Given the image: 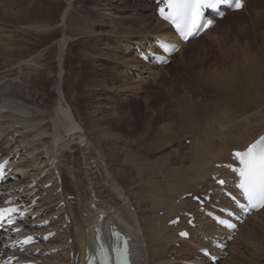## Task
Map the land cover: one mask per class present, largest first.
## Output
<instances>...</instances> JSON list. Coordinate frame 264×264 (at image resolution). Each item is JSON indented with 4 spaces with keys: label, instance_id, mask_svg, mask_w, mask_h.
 <instances>
[{
    "label": "bare ground",
    "instance_id": "1",
    "mask_svg": "<svg viewBox=\"0 0 264 264\" xmlns=\"http://www.w3.org/2000/svg\"><path fill=\"white\" fill-rule=\"evenodd\" d=\"M74 1L75 0H71L70 8L72 7L71 4H73ZM249 1H251V0H249ZM91 2L94 4L93 10L95 12V13H93L94 16L92 15L93 16V19H92L93 23L89 24L88 26L80 24V23H79L80 25H78L77 27L71 26V28L68 30L69 35L71 37L73 36V39H74V37H78V36L84 37L87 34H90L91 36L92 35L93 36L99 35V37H100V35H102L104 37H107L108 40H106L105 38L104 39L108 42V44H110V45H108V47L106 46L108 48V53H110V55L107 54L105 46L103 47L99 43H97L95 53H89V54L83 53V55H85V59H86L85 64L86 65L88 64L89 65L88 69H90V70H84L83 71L84 72L83 75H85L83 79L84 80L86 79L85 82L89 81V85H90L89 88H87V91L85 94L86 95L97 94V95L101 96V100H99V101L96 100V102H94L91 99L89 101V99H88L89 102L87 104H84V107L85 108H89L90 106L95 107L96 104H99L100 105L99 109H101L100 107L102 105L112 106V104H114V102H115V105H116L115 107L118 110V113L113 114V115L111 114L109 116V118L112 120H118L119 119V123L121 124L120 128H125V125H128V126L130 125L132 127L134 126V128H136V130H137V127H138L137 124L134 122H131L130 120L133 121L134 119H137V120L140 119L139 116H138L139 118H137V115L139 112H141V110L136 111V108L135 109L132 108V109H130V111L125 112L123 109H128L132 102L129 101V99L127 101H125L126 99L123 100L122 98H120L117 95L113 96V93H111V92H110V95L108 96L106 94V92H108V90H111L112 92H114V90L119 89V90H122L123 92L126 91V93L129 92L130 95H134V94H138V95L141 94L142 95L143 92L146 91L148 84H149V82H151V80L156 82L155 87H154V89L156 90V85H158L157 84L158 81H162V77H159L158 79H153V77H154V75L159 76L160 70L156 69V67H149V66L143 64L140 60H138L136 55L133 53V50L130 54L127 53V51L132 49V46L134 43H137L140 46L144 45L149 40H151V38L154 36L160 37L164 40H166L167 37H173V36L171 35V31H170V28L168 27V25L160 22L157 19L156 15L153 13V7L150 4L133 3L130 1L131 5L130 4L128 6L125 5L127 7V9L125 10L124 14L122 13L123 16L121 17V14L120 15L114 14L115 16H113V13L111 12V11H113L112 8L108 7L107 4H104L103 0H91ZM98 3H100L99 6H97ZM11 4L12 5H9V6L6 5V7H4V6L0 7V91H2V92H0V143L5 145V148H1V152H3L4 155L7 157L13 156L12 155L13 149H15V150L20 149L21 156H23V157L27 156L25 158L26 159L25 162H27L26 164H25V162L22 161V158L19 160V162L22 164V166L20 167V170H23V176L22 177L25 178V179H22V178L20 179V185L30 183V182L32 183L34 180L41 178L43 174L51 172L52 169L60 171L61 175H59V177L61 179H63V183H62L63 185L65 183L64 180H66L69 175L71 177H73V179H75L76 182L79 181L78 180L79 176L74 174V171H73L74 167H73V169H71L70 168L71 166L69 164L65 163V161L70 160L72 157L69 155V153L67 151L72 149V148L79 150L78 152H80V154L82 151L83 153L81 155H82L83 161H89L90 159L95 158L94 154L92 155V153H93L92 151L86 152L87 150H89V149H87L88 142L91 143L92 145H94V143L91 142V139L89 137L90 134H93L94 137H92V140L96 141V143H97L96 148H97L98 154L99 155L102 154L101 156H103L104 158L105 157L107 158V160H106V169L107 170L106 171H108L109 176H106L107 177L106 179L110 180V188L115 193H117V196L120 200H122L123 202H126L128 200L126 194H128V193H125V191L122 189V185H121L122 182L120 184L115 179V175L118 178L120 177L121 180L128 179L129 177H131L130 172L132 171L131 170L132 166H129V165L123 166L122 165L119 168L115 167L112 169V167H111V165H109V163H112V161H116V160L120 159L123 155L127 158H130L131 156H133L132 152L129 153L128 151H125V152L120 153L118 151L117 140L121 139L122 136H119L118 134L112 133V131L108 130V128H105V127L100 128V129H95L96 127L95 126H94L95 128L92 127L93 125L91 126L92 127L91 133H89V130H90L89 124L82 125L80 118L75 116V114L73 113V109H72L73 100H69L67 95H65L63 93V88H62L63 83L65 81L64 80V76H65L64 68H65L66 59L64 57V54L61 55V57L63 58L62 69L58 73L59 75L56 77V79L54 78V80L51 79L52 75L50 76L48 73L43 74L42 72H38L37 66H39L40 63L38 62L37 58H35V59L33 58L34 60L30 59L29 61H24V60H22L23 58H20L21 56H23L22 50L20 48L21 47L20 44L19 43L17 44V42H16L17 39L15 40V37H18L16 35L17 34L19 35L20 28H21L20 26L23 24L22 23L20 25V23L23 20L22 13L24 12V9H23L24 6L18 5L19 4L18 0H11ZM111 5H113V4H111ZM126 7H124V8H126ZM124 8H122L121 11H123ZM113 12H115V11H113ZM65 13H66V17H65L64 21L68 22L67 17H69L68 15L70 13V10H66ZM239 13L241 14V12H235V13H232V15H237ZM146 14H148V15H146ZM100 16H102V17H100ZM86 17H91V15L89 16L87 13ZM103 17H109V21L108 20L105 21V19L103 20ZM79 20L81 21V19H79ZM79 20H76V21H79ZM119 20H121V22H118ZM225 20H226V18L224 20L220 21V23H223ZM71 21H73V20H71ZM85 22H87V20ZM72 24H73V22H72ZM26 28L29 30L44 31L46 26L35 24V25H29ZM67 28H69V27H67ZM99 28H101V29L99 30ZM98 38L96 37L95 39H98ZM6 41H8V42H6ZM191 42L183 45V47L184 46L189 47ZM84 43H86V42H84ZM92 43H91V45H92ZM213 43H215V42H213ZM62 45L65 46V41ZM71 45H73V42H71V40H70L67 43L66 51L68 49V51H70V53H72V55L73 54L75 55V53H76V54L81 56L83 51L81 52L80 49H76V48L73 49V47ZM213 45L214 44H212L211 46H213ZM90 48H95V47H90ZM63 49H64V47H63ZM199 54H200V52H199ZM103 56H106V57H103ZM259 57L260 58L257 60L252 59V60H247V62H244V61H238L237 63L234 62V64L236 63L235 67L237 65H241L244 67L246 72L254 75V79L249 84H245L243 86H238V87L235 86V84L233 82L232 70H228V72H227L228 75L225 77L221 76L219 73H217L215 71H211V73L209 74V78H210L209 82L210 83L209 82L208 83L211 84L212 87L209 86V84L207 83L206 80L199 78V76L195 77L193 80H190L192 77L189 80H186L187 84H190L192 82H196L198 84L197 86H199L200 90H196V91H194V93L187 91V93L184 92L182 97H179V99L180 98H188L189 100H188V102H186L187 105L184 104L182 101L176 103L175 105H168V104L165 105L163 107V110H165V115L172 114L176 118V122L180 127L181 126H189L190 124L198 126L200 123H203V122H204V124L208 125V123L210 122L209 119L212 117V115H215L217 110L219 111L220 108H218V107L223 106V105H221V104H223V101L225 104L228 99L230 101L237 94H240L243 91H245L247 89V87H249L250 89H254L256 91H259L260 94H264V86H261L258 83L259 81L264 82V53L260 54ZM71 58H75V56H72ZM103 58H106V59H103ZM255 58H256V56H255ZM114 60H116L118 63ZM112 62H114V63H112ZM116 63L122 67V70H118ZM91 65L93 66V68H90ZM184 67H185V64H182L181 67L179 68V70L183 69ZM125 69L135 70L141 74L148 72L147 73L148 78H149V76H151V77H150V79H147V77H145L144 79H140V80L138 79L139 81H135L133 79V78H135V76L131 77L130 75L126 74ZM79 75H81V74H79ZM191 76H194V75H191ZM195 76H197V75H195ZM181 77H179V79ZM177 79L178 78L175 79V78L171 77L170 79H167L165 81L167 83L171 82V84H172V82H175V86H173V85L172 86L176 87V88H174V91H173V93L175 94L176 97H177L178 93L182 92V89L180 88L181 85L177 83ZM130 80H132L133 82L130 83L129 82ZM180 80H182V79H180ZM79 83H80V81H79ZM164 83L162 85H164ZM206 84H208V86L211 89L213 88L215 90L217 88L218 92H216L217 94H215V92L213 90L214 94L212 92H210V94H213L214 98L211 100H209L210 98L208 100L205 99L206 101H203L202 98H204V96L208 95L205 91L207 89ZM153 86H154V84H153ZM187 86H189V85H187ZM100 89H101V91H100ZM211 89H209V90H211ZM75 96H77V95H75ZM215 97H217V99H215ZM4 100H7L9 103H11L14 106L15 105L20 106L24 112L31 114V118H29V117L25 118L21 115L14 114V113H11L8 111H4L3 109L5 108V105H2V102ZM146 101H147V99H146ZM218 101L221 102V104ZM64 102L67 104L68 108H65ZM155 102L158 105L161 103V101H159L158 99ZM27 103H30V104H27ZM14 106H12V107H14ZM172 107H173V109L171 110ZM258 107H259V101L253 102L247 106L243 105L242 108L240 109V116L239 117H235L230 122L223 124L224 127L221 129V131L217 130V132H215L217 134V136L219 138H221V140H219L218 143H215V150H213L212 148H210L208 151H201L199 149H197V150L195 149L198 157L196 160H194V163L196 162V164L192 169V177L196 176L198 174H200V176L198 175L199 179H196L197 181H194L195 182V183L193 182L194 184L190 183V184H188V186L191 185V186L202 187V188L209 187L210 184L208 182H210L211 175L216 173V172H219V170L216 169L214 167V165L216 163H224L232 150H235V149L242 150L250 142H252L256 137H258L260 134H262L264 132V119H261V116H260L263 110H260V109L255 110ZM216 108H218V109H216ZM91 110H92V108H91ZM97 110H98V108L92 110L93 114L95 112H98ZM22 114H24V113H22ZM125 114H127V115H125ZM125 119H127V120H125ZM147 120L148 119H146V122H147ZM21 121L22 122L26 121L27 123H31V125L29 127H26L23 124L19 125V123H21ZM89 121H90V123H92V122H94V119L93 120L89 119ZM108 121H110V120H108ZM151 121L153 123L155 122L153 119ZM96 122H98V119ZM233 122H237V124L235 126L230 127L229 125H231V123H233ZM144 125H149V124L145 123ZM173 126H175V125H173ZM210 126H212V125L210 124ZM212 127H214V126H212ZM187 128H188V130L190 129L189 127H187ZM185 130H183V131H185ZM178 131H180V130H178ZM176 132H177V130H176ZM191 132H192V130H191ZM147 133H148V130H147ZM179 133L182 134L181 132H179ZM19 134L20 135L23 134L22 137H24L25 140H31L32 141V142L30 141L31 142L30 146H26V144L24 142L17 143V141H16L15 146H13L12 149H9L10 143H13V141L17 140V135H19ZM175 138H177V137H175ZM219 138H216V139L218 140ZM137 142H138V140H137ZM96 143H95V145H96ZM153 143H154L153 148L156 147L155 149L158 150L160 148L161 143L159 141L157 143L156 142H153ZM83 144H85V146H83V147H85V149H87V150L84 149L85 152L83 151V147H82ZM92 145H91V147H92ZM125 145H126V143L124 144V146ZM127 145H129V144H127ZM242 145H244V146L242 147ZM107 148H110V150H108ZM123 148H125V147H123ZM161 148H163V147H161ZM126 149H127V147H126ZM24 151H25V153H24ZM58 151H60V154ZM148 153L150 154V152H148ZM135 154L139 155V153H135ZM134 160H136V159H134ZM135 163H137V162H135ZM62 165H63V167H62ZM101 169H102V167H101ZM85 170L87 173L84 174L85 175L84 179H86V181L87 180L92 181L93 178H90V177L94 176L95 172H91L89 169H86V168H85ZM137 170L139 172H144V171H147L148 173L152 172L151 167H148V166L144 167L142 165L141 166L138 165ZM137 170H135V171H137ZM185 172H187V171H185ZM174 173L175 174L172 176V181H171V182L175 183L173 185V188H172V190H173L172 193H170L169 195L163 194V192L158 187L150 188V192H149L148 196L146 195L149 198V200H146V198H145V201H150L151 207H147L145 204L143 211L139 212L138 214H137V212L131 213V212L127 211L126 208H124V212H122V211H119V210H117L113 207H110V206L108 208L106 206H103V204L100 203V200H101L100 197H101V194L103 192H102V188L99 185L98 180H96L93 183L88 182V181L87 182L84 181L82 184L83 186H79L78 182H77L76 186L78 189H76V191H77L76 194H79V191H82L84 187L86 189L91 188L90 189L91 191L89 193L88 198H85L84 195L82 196L80 194V197H82L81 202L75 204L76 207H73L75 209H73V208L71 209L72 203L68 202L66 200V196L70 192V189H71L70 186L71 187L74 186V183L71 182L72 180L70 181V179H67L70 182H68L64 185L63 194H60V195L54 197L53 194H54L55 189H53L49 195H47L46 197H44L42 199V201L45 202L43 204V207H46L47 211L49 209L50 210L55 209L57 211L65 210L68 212V208H69L70 213L73 215L72 227H70V229H67L62 236H59L56 239L50 241V243L47 245V246H52V247L58 246V247L68 248L66 254L61 253V254L55 255V256L49 258L48 261L50 263H53V264H68L69 258L72 255V252H75V253L78 252L79 247L84 249L85 243H88L92 240V238H93L92 223H93V220H95V223H97V214H96L95 209H91V202H89L88 205H85V203L88 202V200L90 199L91 193H95L97 199L93 200V202H99L96 205L97 208L100 209L102 212L110 215V217H115V218L119 219L120 222L126 224L128 229L134 233L135 239L133 240V242H134V247L137 250L136 253H137V260H138L139 264H152V263L178 264V263H180L177 260L172 262L171 257H166V258L164 257L167 255V251H169V252L174 251V249L170 246L171 245L170 243H176L177 242V231L180 230V227L179 228L168 227L167 224L164 223L166 225L165 229H160V227L162 226V225H159L161 223V221L159 223V222H157V219L158 220H160V219L159 218L156 219L157 224L159 223L158 224L159 227H156V225H155L156 223H154V221H153L154 218H151L154 216V215L153 216L151 215L152 213L150 214L151 217H150V220L148 221L150 229L149 230L145 229V231H144L143 226L140 225V216H147V215H145V213H147L149 211H153V212L158 211V209L160 207H162V205H163V204L161 205V202H163V199H167L169 196H171L174 193H179V195L187 193V191H185V190L189 189V188H188L186 183L189 182V181L187 182V180L191 177H186V176L178 173L176 170H174ZM47 175L49 176L50 179H55L54 174H47ZM132 176H133V174H132ZM193 179H191V180H193ZM134 180H136V179H134ZM143 181H144V179H143ZM153 182H155V181H153ZM79 183H80V181H79ZM205 183H207L208 185ZM142 184H143V182H142ZM135 185H136V183H135ZM124 188H126V187H124ZM141 188H142V186H141ZM191 188H193V187H191ZM32 190L37 191L36 188H34ZM95 190H97V192ZM39 192H41V190H39ZM189 192H192V191H188V193ZM37 193H38V191H37ZM105 193H108V192L105 191ZM110 194H108V196ZM132 195H131V197H132ZM179 195H178V198H179ZM36 196H43V195L41 193H38ZM129 196H130V194H129ZM134 196H136V195H134ZM102 197H104V196H102ZM137 197H139V196H137ZM137 197H135V198L137 199ZM63 201L66 202V206L58 208V205ZM133 201H136V200L132 199V202ZM171 201H172V199H171ZM132 202L130 203L129 206H133ZM137 202H138V200H137ZM191 203L192 202H190V203L187 202V200L181 201L178 204V206H176L177 204H175V206L177 207L176 210H178V208L181 211H186L189 208L191 209L192 206L194 207V205ZM141 204H138V205L140 206ZM171 204H172V202H171ZM135 205H137V203ZM50 206H52V207H50ZM163 206H165V205H163ZM169 206H171V205L169 204ZM165 209H166V207H165ZM106 210L108 212H106ZM111 210L113 211V215L109 213ZM160 210H159V212H160ZM84 213H87V215H84ZM155 217H156V215H155ZM162 218L163 217H161V219ZM254 218L255 219L260 218V222H262V224L264 225V208L258 214L254 215ZM165 219L166 218H163V220H164L163 222H165ZM167 219L168 220H166L167 221L166 223H168L171 220V219L169 220V218H167ZM85 223H88V224L85 226ZM250 223H251V221L246 222L243 225L242 230L243 229L245 230L249 226ZM147 227H148V225H147ZM256 227H258V226L256 225ZM87 229H91V232L87 233ZM242 230L240 231L235 242L231 245V249L229 250V252H230L229 257L227 258V260L225 261L224 264H232V262H234L235 264H238L237 262H235V260L237 259L238 253H235V251H234L235 249L233 248V245L240 242L241 235L243 234ZM146 232L148 233V236H147ZM163 232L167 233V234L165 235ZM162 235H165V237L166 236L167 237L164 238V236H162ZM70 238L73 239L72 245H70L68 243ZM193 243H194V245L202 244L200 239H197V240L192 239L190 241H183L181 248L179 250L175 249V250H178L177 254L180 255L181 258H183V259H185V257L189 254L188 250H191L190 254H195L196 249H195V247L191 246V244H193ZM262 243L264 244V242H262ZM158 257H160V258L163 257V258L162 259L159 258L158 260H155V261L153 259H152L153 261L151 260V258L157 259ZM256 259H258V258L256 257ZM246 261H248V260H246ZM253 262L255 263L256 261H253ZM241 263H239V264H241ZM47 264H49V263H47ZM255 264H257V263H255Z\"/></svg>",
    "mask_w": 264,
    "mask_h": 264
},
{
    "label": "rangeland",
    "instance_id": "2",
    "mask_svg": "<svg viewBox=\"0 0 264 264\" xmlns=\"http://www.w3.org/2000/svg\"><path fill=\"white\" fill-rule=\"evenodd\" d=\"M70 2H71V0H18V3H19L18 5L24 6L23 7L24 12L22 13L23 20L20 23V25L22 23L23 24L20 26L21 28H20L19 35L18 34L16 35L18 37H15V40L17 39L16 40L17 44L18 43L20 44V46H21L20 48L22 50L23 56H21L20 58H23L22 60H24V61H29L30 59L34 60L35 58H37L38 62L40 63L39 66H37L38 72H42L43 74L48 73L50 76L52 75L51 79L54 80V78L56 79V77L59 75L58 73L62 69L63 58L61 57V55L64 54V57L66 59L65 68H64V70H65L64 80L65 81L63 83L62 88H63V93L65 95H67L69 100H73L72 109H73V113L75 114V116L80 118L82 125L89 124V129H90L89 133H91V130H92L91 128L95 126L96 127V128L94 127L95 129H100V128L105 127V128H108V130L112 131V133L118 134L119 136H122L121 139L117 140L118 151L120 153L128 151L129 153L132 152V154H133V156H131L130 158H127L123 155L120 159H118L116 161H112V163H109V165H111L112 169L115 167L119 168L122 165L123 166L129 165V166L133 167V168L131 167V170H132L130 172L131 177H129L126 180H121L120 177L118 178L115 174L114 175H115V179L120 184L122 182L121 185L123 186V188L126 187V188H124V191L126 193H128L126 195L129 197V199L131 201H132V199L136 200V201H133V204H134L133 207L135 209L137 208L138 213L143 211L145 204L147 207H151L150 201H145V198H146V200H149V198L147 196L150 192V188L158 187L163 192V194L169 195L170 193H172L173 190L170 186V183L172 181V176L175 174L174 170H176L178 173H180L186 177H191L187 180V182L189 181L188 183H186L187 186L190 183L194 184L195 183L194 181H197L196 179H199L200 174H198L199 176L196 175V176L192 177V169L196 164V162L194 163V160H196L198 157L195 149L196 150L199 149L201 151H208L210 148H212L213 150H215V143H218L219 140H221V138H219L215 132H217V130L221 131V129L224 127L223 124L230 122L235 117H239L240 116V109L242 108L243 105L247 106L253 102L259 101V107L255 110H259V109L263 110L260 116H261V119H264V94H260L259 91H256L254 89H250L249 87H247V89L245 91H243L242 93L237 94L230 101L228 99L225 104H224V101H223V104H221V102L218 101L223 106L218 107V108H220L219 109L220 112L217 110L215 115H212V117L209 119L211 123L209 122L208 125L204 124V122H203V123H200L198 126L190 124L189 126H181L182 127L181 128L177 124L176 118L172 114L165 115V110H163V107L167 104L168 105H175L176 103L181 102V101L184 104H186V102H188V100H189L188 98H180L179 99V97L183 96L184 92L187 93V91H188V92L194 93V91L200 90V88H199V86H197L198 84L196 82H192L190 84L186 83V80H189L191 77L192 78L190 80H193L195 77L199 76V78L206 80L208 83L210 81L209 74L211 73V71H215V72L219 73L221 76L225 77L228 75V73H227L228 70H232L233 82H234L235 86H237V87L243 86L245 84H249L254 79V75L246 72L243 66L237 65L235 67V65L238 61L247 62V60H252V59L257 60L260 58L259 57L260 54L264 53V0H251V1H249V5L247 6V10H245V12H243V13L241 12V14L239 13L237 15H231L232 17H229L222 24H220L218 29L216 28L217 30L215 29L214 32L212 31L213 33L210 32V35L206 34L208 36L204 35L205 36L204 38L202 37L196 41H192L190 43L189 47L184 46L182 51H180V53H178L180 55H178L175 58L174 62L172 64H170L171 66L169 65L166 68L164 67V68H160V69L156 68V69L160 70V73H159V76L154 75L153 79H158L159 77H162V81H158V83H157L158 85H156V90L154 89L156 82L151 80V82H149V84H148L146 91L143 92L142 95L141 94L130 95L129 92L126 93V91L123 92L122 90H119V89L114 90V92H112L111 90H108V92H106V94L108 96L110 95V92H111V93H113V96L117 95L120 98H122L123 100L126 99L125 101H127L129 99V101L132 102L128 109H123L125 112L130 111V109H132V108H134V109L136 108V111L141 110V112H139V113L137 112L138 113L137 118L140 117V119H138V120L134 119L135 121L130 120L131 122H134L137 124V126H138L137 130H136V128H134V126L132 127L130 125L129 126L125 125V128H120L121 124L119 123V119L118 120H112L109 118V116L111 114L113 115V114L118 113V110L115 107L116 106L115 102H114V104H112V106L102 105L100 107L101 109H99V106H100L99 104H96L95 107L93 106L94 108L90 106L92 108V110L98 108V110H97L98 112H95L94 114H93V111L91 110L90 107L89 108L84 107V104H87L90 101V99L93 100L94 102H96V100L97 101L101 100V96H99L97 94H92V95H86L85 94L87 91V88H89L90 85H89V81L85 82L86 79L85 80L83 79L85 76V75H83L84 74L83 71L84 70H90V69H88L89 65L85 64L86 59H85V55H83V53H85V54L95 53L97 43H99L101 46H103V47L105 46L107 54L110 55V53H108V48H107L108 45H110V44H108V42L106 41V40H108L107 37H104L102 35H100V37H99V35H96V36L92 35L91 36L90 34H87L84 37H81V36L74 37V39H73V36L71 37L69 35L68 30L71 28V26L77 27L80 24L88 26L89 24L93 23V21H92L93 16H94L93 13H95L93 10L94 4L91 2V0H75L74 3L71 4L72 7L70 8V13L68 15L69 17H67L68 22H66V21H64L65 17H66L65 11L68 9ZM103 3L107 4L108 7L112 8V10L115 11V12L111 11L113 13V16H115L117 14H119V15L121 14V17H122L125 10L127 9L126 6H128L130 4V0H125V1L124 0L123 1L122 0H103ZM111 4H113V5H111ZM6 5L7 6L12 5L11 0H0V7H3V6L6 7ZM99 5H100V3L97 4V6H99ZM124 7H126V8H124ZM122 8H124L123 11H121ZM256 9H257V11H256ZM87 13L89 16L91 15V17H86ZM146 15H148V14H146ZM100 17H102V16H100ZM79 19H81V21ZM104 19H105V21L106 20L109 21V17H103V20ZM71 20H73V21H71ZM76 20H79V21H76ZM86 20H87V22H85ZM72 22H73V24H72ZM118 22H121V20H119ZM35 24L45 25L46 28L44 29V31H35V30H29L26 28L29 25H35ZM67 27H69V28H67ZM100 29L101 28H99V30ZM96 37L97 38L99 37V38L95 39ZM70 40H71V42H73V45H71L73 47V49L76 48V49H80L81 52L83 51L82 52L83 56L82 55L80 56L76 53H75V55L74 54L72 55V53H70V51H68V49L66 51L67 43ZM64 41H65V46L62 45L64 43ZM6 42H8V41H6ZM84 42H86V43H84ZM213 42H215L216 44ZM91 43H92V45H91ZM212 44H214V45L211 46ZM63 47H64V49H63ZM90 47H95V48H90ZM199 52H200V54H199ZM72 56H75V58H71ZM255 56H256V58H255ZM103 57H106V56H103ZM103 59H106V58H103ZM114 61H116V60H114ZM234 62H236V63L234 64ZM112 63H114V62H112ZM117 63H116V66H117L118 70H122V67ZM182 64H185L186 68L184 67L183 69L179 70V68L181 67ZM90 68H93V66L91 65ZM79 74H81V75H79ZM191 75H194V76H191ZM195 75H197V76H195ZM178 76L179 77L182 76L180 78L182 80H180ZM131 77H133V76H131ZM146 77H147V79H150L151 76H149V78H148V74H147ZM169 77L170 78L173 77L175 79L178 78L177 83L181 85L180 88L182 89V92L178 93L177 97L173 93L174 88H176V87H173V86H175V82H172V84H171V82L170 83L165 82L167 79H170ZM133 79L135 81H139L136 77ZM79 81H80V83H79ZM129 82L131 83L133 81L130 80ZM152 83L154 84V86ZM163 83L165 86L162 85ZM258 83L261 86H264L263 81H259ZM186 84L189 86H187ZM208 84H206L207 89L205 91L209 96L208 95L204 96V98H202L203 101H206L209 98H210L209 100L213 99L214 98V96H213L214 92H215V94H217L216 92H218L217 88L215 90L213 88L211 89L209 87V86H211V84H209V86H208ZM209 89H211V90H209ZM213 90H214V92H213ZM100 91H101V89H100ZM0 92H2V91H0ZM210 92H212L213 94H210ZM75 95H77V96H75ZM88 99H89V101H88ZM146 99H147V101H146ZM157 99L159 101H161V103L159 105L155 102ZM215 99H217V97H215ZM30 103H27V104H30ZM64 104H65V108H68L67 104L65 102H64ZM2 105H5V108L3 109L4 111H8V112H11L14 114H18V115H21L25 118H28V117L31 118V114L24 112L20 106H16V105L14 106L11 103H9L7 100H4L2 102ZM12 106H14V107H12ZM218 108H216V109H218ZM172 109H173V107L171 108V110ZM22 113H24V114H22ZM125 115H127V114H125ZM89 119H92V120L94 119V122L90 123ZM97 119H98L99 123L96 122ZM146 119H148L147 120L148 123L146 122ZM152 119L155 121L154 123L151 121ZM108 120H110V121H108ZM125 120H127V119H125ZM23 122L21 121V123H19V125L23 124L26 127H29L31 125V123H27L26 121L24 122L25 124ZM145 123L149 124V125H144ZM210 124L214 127L210 126ZM236 124H237V122H233L229 126L232 127V126H235ZM173 125H175V126H173ZM187 127L190 128L189 129L190 131L188 130ZM147 130H148V133H147ZM176 130H177V132H176ZM178 130H180V131H178ZM183 130H185V131H183ZM191 130H192V132H191ZM179 132H181L182 134H180ZM22 135L23 134L17 135V140H15V141H17V143L24 142L26 144V146H30V143L32 141L31 140H25L24 137H22ZM174 136L177 138H175ZM89 137L91 139V142L94 143V146L92 145V147H91V145H88L87 149H89V150H87V149H85V147H83L85 145H82L83 151L84 152H85V150H87L86 152L92 151L93 152L92 155L94 154L95 158H92L89 161H87V163H89V164H84L83 163L84 161H83V158L81 155L83 152L81 151V154H80V152H78L79 150L72 148V149L67 151L69 153V155L72 157L70 160L65 161V163L69 164L71 166L70 167L71 169H73V167H74V169H73L74 174L79 176L78 180L80 181V183H79V181H77L79 186H83L82 185L83 182L86 181V179H84L85 178L84 174L87 173L85 170V168H86V169H89L91 172L96 171L94 176L90 177V178H93L92 181H90V180H87V181L93 183L96 180H98L99 185L103 190L101 197L104 196V194H105V196H108V194H110L111 192H112L111 194H113V193L115 194V192L110 187L109 188L107 187V185L109 184V183H107L108 179H106L107 178L106 176H109L108 171H106L107 170L106 169L107 158L106 157L104 158L103 156H101L102 154L101 155L98 154L97 148H96L97 143H96V141L92 140V137H94L93 134H90ZM216 138H219V139L217 140ZM137 140L139 143L137 142ZM187 140L191 141V144H187L186 143ZM158 141L161 143V145H160V148L158 150H156L155 149L156 147L153 148V146H154L153 142L157 143ZM13 143H14V141H13ZM13 143H10V145ZM95 143H96V145H95ZM125 143H126V145L124 146ZM127 144H129V145H127ZM243 146L244 145H242V147ZM2 147H4V146L2 145ZM123 147H125V148H123ZM126 147H127V149H126ZM161 147H163V148H161ZM107 149L110 150V148H107ZM16 150H18L17 152H20V149H16ZM58 152L60 154V151H58ZM148 152H150V154ZM135 153H139V155H136ZM22 157L23 156H21V158ZM134 159H136V160H134ZM24 161H26L25 157H23V162ZM135 162H137V163H135ZM74 163H75V165H74ZM140 164L144 167H146V166L151 167L152 172L151 173H148L147 171L139 172L137 170V167H138V165L141 166ZM62 167H63V165H62ZM101 167H102V169H101ZM135 170H137L138 172ZM185 171H187V172H185ZM132 174H133V176H132ZM67 179H70V181L72 180L71 182L74 183V186H72V187L70 186L71 189H70V192L68 193V195H75L77 193L76 189H78L76 186L77 182L70 175L67 177ZM67 179H66V183L70 182ZM134 179H136V180H134ZM143 179H144V181H143ZM191 179H193V180H191ZM153 181H155V182H153ZM142 182H143V184L144 183L145 184L143 185ZM135 183H136V185H135ZM208 183L210 184V186L207 188L210 189L212 187L211 185L213 183H211V181ZM205 184H207V183H205ZM141 186H142V188H141ZM191 187H193V188H191ZM188 188L189 189L185 190V191H187V193H188V191H192V192L193 191H199V189L195 190L196 189L195 186L189 185ZM90 189L91 188L86 189L84 187L82 191H79V194H81L82 196L84 195L85 198H88L89 193L91 191ZM95 191L97 192V190H95ZM105 191H107L108 193H105ZM131 193L132 194L134 193V194L132 195ZM129 194H130V196H129ZM131 195H132V197H131ZM134 195H136V196H134ZM178 195H179V193H174L168 197L169 199L168 198L163 199V202H161V205L163 204L165 206L162 205V207H160L157 212L156 211H154V212L149 211V212L145 213V215H147L146 218L148 219V217H149V219H150L151 215L152 216L154 215L151 218H154V220L153 219L152 220L154 221V223H156L155 224L156 227H159V225H162L160 227V229H165V227H166L165 224H167L166 220H168L167 218H169V220L170 219L172 220L173 218H175L177 216V215H173V217H172V214H176L177 212L179 213V211L181 212V210L179 208H178L179 211L176 210L177 209L176 206H178V204L176 203V199H178ZM181 195H184V194H180L179 198ZM105 196L102 197L103 199L100 197V199L102 200V204L105 203ZM137 196H139V197H137ZM115 197H116V199L113 201V203L114 204L119 203V201L117 200V196H115ZM135 197H137V199ZM80 198L82 199V197H80ZM110 199L111 198H108L107 202H109ZM171 199H172V201H171ZM137 200H138V202H137ZM89 202L90 201L88 200V202H86L85 205H88ZM171 202H172V204H171ZM187 202L190 203L191 201H189L187 199ZM136 203H137V205H135ZM138 204H141V205L139 206ZM169 204L171 206L172 205L173 206L171 207V206H169ZM175 204H177V205L175 206ZM191 204H193V203H191ZM118 206H117V208L121 207V205L119 207ZM73 207H76L75 203L71 206V209ZM115 207L116 206H114V208ZM165 207L167 209L168 215H165V217H163V218H166L165 222H163L164 221L163 218L161 219V217H159L157 215V213H159V210L161 208L162 209L160 211L166 210ZM73 209H75V208H73ZM191 209H193V206L191 207ZM121 211L124 212V209ZM68 212H70L69 208H68ZM169 214L171 215V217ZM155 215H156V217H155ZM157 218H159L160 220H158ZM156 219H157V222H159V223L161 221L160 224L158 223L159 225L157 224ZM257 220H258V222L252 221L245 230L244 229L242 230L243 234L241 235L240 242H238L240 245L238 243L233 245V248L235 249V250L234 249L233 250L235 251V253H238L237 259L235 260V262H237L238 264L241 262H242L241 264H243V263L244 264H251V263L252 264H255V263L264 264V249H263L264 244L262 243V242H264V240H263L264 239V225L261 224L260 218H257ZM141 223L143 224L144 230L150 229L147 222H141ZM147 225H148V227H147ZM256 225L258 227H256ZM164 234L166 235L167 233H164ZM165 235H162V236H164V238H166L167 236L165 237ZM147 236H148V233H147ZM170 244H171L170 246L174 249V251H170V252L167 251V255L164 257L166 258V257H173L174 256L175 259L179 262H180V260H185V259L181 258L180 255L177 254V251L179 249L175 250L176 249L174 247L175 243H170ZM188 251H189L188 253L190 254L191 250H188ZM256 257L259 260L256 259ZM159 258L160 257H158L157 259L151 258V260L153 259L155 261V260H158ZM162 258L163 257H161L160 259H162ZM246 260H248V261H246ZM171 261H172V259H171ZM253 261H256V262L254 263ZM172 262H174V261H172ZM178 264H180V263H178ZM232 264H235V263L232 262Z\"/></svg>",
    "mask_w": 264,
    "mask_h": 264
},
{
    "label": "snow or ice",
    "instance_id": "3",
    "mask_svg": "<svg viewBox=\"0 0 264 264\" xmlns=\"http://www.w3.org/2000/svg\"><path fill=\"white\" fill-rule=\"evenodd\" d=\"M229 0H167V7L170 9L169 14H165V9H160V14L163 19L172 22L176 25L177 30L184 34L187 39L191 28L195 25V21L199 20L202 15V9L205 7L215 8L220 4L227 3ZM241 7L239 0L235 5ZM209 25L212 21L207 22ZM244 168L240 171L242 177V188L258 185L261 196V206H264V140L259 145L253 144L246 153H236ZM223 184V181H219ZM17 211L16 209L3 208L0 209V219H3L6 214H11ZM186 236L187 233H181ZM127 264V261L125 262Z\"/></svg>",
    "mask_w": 264,
    "mask_h": 264
}]
</instances>
